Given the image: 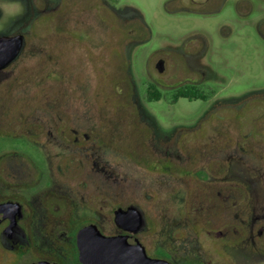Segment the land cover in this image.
I'll return each mask as SVG.
<instances>
[{
  "label": "flooded vegetation",
  "instance_id": "obj_1",
  "mask_svg": "<svg viewBox=\"0 0 264 264\" xmlns=\"http://www.w3.org/2000/svg\"><path fill=\"white\" fill-rule=\"evenodd\" d=\"M33 1L27 17L36 36L33 22L49 9ZM107 2L111 25L99 10L90 15L94 24L72 29L78 58L70 65L45 39L28 41L18 22L0 31V38H24L10 61L0 57L1 117L10 123L0 126L9 142L0 154V249L21 256L19 264H86L79 234L91 227L83 239L97 230L135 239L163 264H264V89L231 90L226 78L239 64L243 30L264 40V9H228L246 0H172L190 17L183 34L153 42L156 15L149 22L132 2ZM122 9L128 34L112 41V10ZM107 49L117 88L105 91L106 105L92 85ZM27 59L31 74L40 78L44 66L42 79L62 85L38 88L32 96L43 104L19 108L11 122L18 95L15 82L4 81ZM136 76L145 82L140 99ZM75 89L91 96L86 104L58 99Z\"/></svg>",
  "mask_w": 264,
  "mask_h": 264
},
{
  "label": "rangeland",
  "instance_id": "obj_2",
  "mask_svg": "<svg viewBox=\"0 0 264 264\" xmlns=\"http://www.w3.org/2000/svg\"><path fill=\"white\" fill-rule=\"evenodd\" d=\"M52 3L48 2L46 0H34L33 4L38 5V7H42V9H49L47 12L40 13L39 17L36 22H33V24L36 27V36L34 35V32H30V25H32V18L27 17L28 14V4L27 0H0V31H5L9 28H11L15 23L18 24L19 29L24 32V35L26 36V39L32 40V41H38V40H46L48 43H50L53 46V50L56 52V57L62 58V61H64L67 64H72L74 61L78 58L77 51L72 47V44H70L71 40H77L79 37L78 33L73 31L77 30V26L80 24H84L86 26L89 23L94 24L92 22V14H97V12L100 10V13L97 14L99 18H104L109 23H105L108 25H111V16L109 15L107 7V0H64L63 2L57 1V0H51ZM117 8H123L126 3L132 2L135 4L145 15L148 16V20L150 22V19L152 16L150 15H156L157 21L156 23H153L152 26L154 28V37L153 42L155 41H161L164 39H167L165 36H170V40H173L174 38H179L183 33V31L179 28L184 22L188 21L190 17L186 16L187 12L179 11L180 5L177 2L170 3L172 0H117ZM46 2V3H45ZM88 2L91 4H88ZM34 6V5H33ZM84 6V7H83ZM83 7V8H81ZM108 8V7H107ZM169 9L170 12H168L166 9ZM200 7L196 6L194 9H199ZM213 9L214 7H210ZM224 8H227L225 6ZM241 9V11H244V9H253V14H258V12L262 9H264V1L260 0H246L245 3L240 4L239 6L234 4H229L228 9ZM81 13L84 14L83 20H80ZM244 13H248L247 11ZM91 15V16H90ZM101 15V16H100ZM185 16V17H177V16ZM128 14L124 9L122 10H112V27H115V32H112V41H120L125 40L127 36V31L129 30L127 26L129 25L128 21ZM183 20V21H181ZM84 21V22H82ZM98 25H103V22L100 20L98 21ZM196 23H200V20H196ZM157 24V26H156ZM63 26H67V28L70 27L71 31L67 34V30L63 29ZM213 23L206 22L205 27L206 29L212 31L213 30ZM166 27V28H165ZM167 29L164 30L163 29ZM69 29V30H70ZM73 29V30H72ZM64 30V32H62ZM213 32V31H212ZM243 37L240 39V47H239V58L237 62H233L231 65L228 66L227 69V80H228V88L231 90L241 91V89L250 90V89H264V40L259 38L257 36V33L254 31L251 32L247 28L243 30ZM190 34V32L186 33V36ZM101 36V35H100ZM101 40H108L109 33H106V35H102ZM227 55V54H226ZM231 56L236 57L234 53H230ZM30 58V55H28ZM101 60L97 67V75L96 80L93 82L94 90L97 94H100V102L99 104H108V93H105V91H109L113 87L116 89L117 83L116 80L109 71L112 66V53L109 51V49L105 50L103 53L100 54ZM228 56V55H227ZM135 58V56H134ZM29 60H25L23 64L17 69L15 74H12L9 78H6L3 83L5 87L8 83L15 82V86L12 88V93L18 95L15 99L16 101L14 104H12L11 110H12V118L10 119L11 122L17 120L16 118V112L20 109H27L30 108L36 104H43V101L41 100L42 96H32L33 92H37L36 90L38 88H43L44 86H54L56 88H60L62 85V82L57 81H48L42 79L44 74L47 73L45 70V67L42 66L40 69L39 76L33 75V73H30V66H29ZM135 61V59H133ZM104 63V64H103ZM27 69V70H26ZM26 70V71H24ZM236 71L235 73H232ZM23 72V73H22ZM241 74L240 75V81H232L231 75L233 74ZM137 77V76H136ZM139 78V77H137ZM136 92L135 94L138 95V99L142 97L144 94V88H145V82L138 79ZM9 87V86H7ZM130 92V91H129ZM131 93V92H130ZM1 94V93H0ZM127 97L125 98V101L127 103H130L129 98L130 95L126 91ZM31 96V97H29ZM54 96V95H53ZM106 96V101H105ZM3 96L1 97V99ZM23 98V99H22ZM88 98H91V96H88L87 94H82L78 91H74L73 94H70L67 96V98L58 97V99L61 101L66 99V106L70 107H76L82 104H86ZM112 98V104L116 105L118 104L117 100H113ZM18 100V101H17ZM41 100V101H40ZM40 101V102H39ZM13 103V102H12ZM11 104V103H9ZM8 104V105H9ZM185 106H188L187 109L184 107H181V109L190 110L192 106H189L186 104ZM118 107V106H117ZM2 108H3V102L0 101V126H6L9 123L8 121H5L2 119ZM119 108L123 110L120 105ZM172 109V108H171ZM183 111V110H182ZM121 116H125L123 111H120L119 113ZM10 124V123H9ZM6 132L3 130H0V154L6 150L7 147H9V142L6 141V138L8 135L5 134ZM29 153H33V151H27ZM28 260H31L29 258ZM22 261L21 256H16L4 252L0 249V264H19Z\"/></svg>",
  "mask_w": 264,
  "mask_h": 264
},
{
  "label": "water",
  "instance_id": "obj_3",
  "mask_svg": "<svg viewBox=\"0 0 264 264\" xmlns=\"http://www.w3.org/2000/svg\"><path fill=\"white\" fill-rule=\"evenodd\" d=\"M23 36L15 38L2 37L0 38V57H5L7 61L11 57H15L16 53L20 51L23 46ZM16 46L13 48L15 53L8 54V46ZM13 47V46H12ZM7 48V49H6ZM2 49V53H1ZM3 212V207L0 206V216ZM91 229L86 228L79 234L82 259L86 264H163L161 261L149 258L142 245L135 239H125L124 241L116 238L104 237L98 230L92 239H83L82 235L89 232ZM96 230V229H94ZM84 236V235H83ZM84 242V244H82Z\"/></svg>",
  "mask_w": 264,
  "mask_h": 264
}]
</instances>
